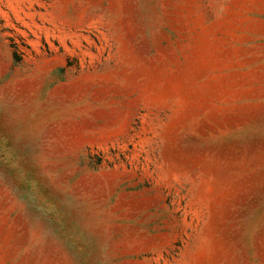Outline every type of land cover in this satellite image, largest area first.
Instances as JSON below:
<instances>
[{
    "label": "rangeland",
    "instance_id": "1",
    "mask_svg": "<svg viewBox=\"0 0 264 264\" xmlns=\"http://www.w3.org/2000/svg\"><path fill=\"white\" fill-rule=\"evenodd\" d=\"M0 264H264V0H0Z\"/></svg>",
    "mask_w": 264,
    "mask_h": 264
}]
</instances>
